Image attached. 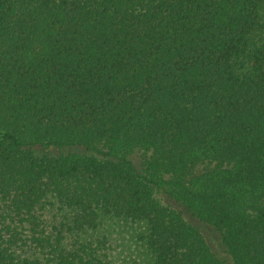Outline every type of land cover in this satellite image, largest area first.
<instances>
[{"label":"trees","instance_id":"1","mask_svg":"<svg viewBox=\"0 0 264 264\" xmlns=\"http://www.w3.org/2000/svg\"><path fill=\"white\" fill-rule=\"evenodd\" d=\"M264 264V0H0V264Z\"/></svg>","mask_w":264,"mask_h":264},{"label":"rangeland","instance_id":"2","mask_svg":"<svg viewBox=\"0 0 264 264\" xmlns=\"http://www.w3.org/2000/svg\"><path fill=\"white\" fill-rule=\"evenodd\" d=\"M146 233L144 223L106 218L87 237L105 243L111 264H155L146 245Z\"/></svg>","mask_w":264,"mask_h":264}]
</instances>
